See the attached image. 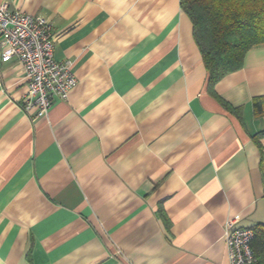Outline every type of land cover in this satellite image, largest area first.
Instances as JSON below:
<instances>
[{"label": "crops", "instance_id": "crops-1", "mask_svg": "<svg viewBox=\"0 0 264 264\" xmlns=\"http://www.w3.org/2000/svg\"><path fill=\"white\" fill-rule=\"evenodd\" d=\"M3 4L78 83L34 119L0 46V264H230L226 229L264 225V46L211 89L180 0Z\"/></svg>", "mask_w": 264, "mask_h": 264}, {"label": "built area", "instance_id": "built-area-1", "mask_svg": "<svg viewBox=\"0 0 264 264\" xmlns=\"http://www.w3.org/2000/svg\"><path fill=\"white\" fill-rule=\"evenodd\" d=\"M0 38L1 62L16 60L24 70L27 86L22 109L34 119L48 118L55 101L67 100L78 83L72 64L55 59L52 23L3 4ZM233 227L225 232L230 264H254V230Z\"/></svg>", "mask_w": 264, "mask_h": 264}, {"label": "trees", "instance_id": "trees-1", "mask_svg": "<svg viewBox=\"0 0 264 264\" xmlns=\"http://www.w3.org/2000/svg\"><path fill=\"white\" fill-rule=\"evenodd\" d=\"M180 4L192 22L211 89L241 70L250 50L264 46V0H180ZM253 102L256 115H262L264 100ZM262 165L264 168V156ZM254 233V264H264V225L256 227Z\"/></svg>", "mask_w": 264, "mask_h": 264}]
</instances>
